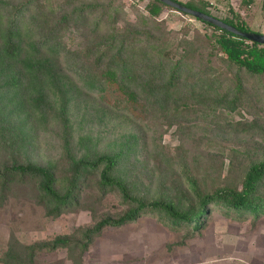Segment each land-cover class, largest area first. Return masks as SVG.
I'll return each mask as SVG.
<instances>
[{
  "label": "trees",
  "instance_id": "trees-1",
  "mask_svg": "<svg viewBox=\"0 0 264 264\" xmlns=\"http://www.w3.org/2000/svg\"><path fill=\"white\" fill-rule=\"evenodd\" d=\"M174 1L214 16L204 0ZM124 8L122 0H0V194L31 182L46 212L58 216L93 183L126 208L84 230L85 243L58 236L38 247L13 239L3 264H31L42 248L84 250L104 227L143 215L188 233L215 209L239 219L264 215V138L253 149L243 139L264 136V128L258 119H227L222 128L214 120L219 109L233 113L251 98L249 80L262 82L264 45L160 0L142 11L134 6L133 20ZM164 8L211 32L173 39L159 19ZM216 18L257 32L232 10ZM69 35L80 38L76 45ZM117 118L125 127L114 134ZM156 125L175 126L179 144L167 149L160 131L150 141ZM48 134L53 156L41 149ZM204 138L229 143L226 172L189 157L187 145Z\"/></svg>",
  "mask_w": 264,
  "mask_h": 264
},
{
  "label": "rangeland",
  "instance_id": "rangeland-1",
  "mask_svg": "<svg viewBox=\"0 0 264 264\" xmlns=\"http://www.w3.org/2000/svg\"><path fill=\"white\" fill-rule=\"evenodd\" d=\"M122 1L125 5V19L133 20L134 6L142 11L149 0ZM242 1L220 0L219 11L222 10L224 16L232 10L253 31L264 33L262 0H252L247 5ZM206 8L211 12L207 6ZM159 19L164 22L165 31L173 39L211 32L210 27L200 21L168 8H164ZM68 37L71 45H76L80 40L74 35ZM261 81L247 82L245 95L252 96L244 101L242 107L229 114H223L225 111L221 109L217 111L218 115L214 116V120L218 122L219 128H222L227 119L233 122L258 119V123L264 128V101L260 96L264 92V79ZM117 96L115 94L109 97V103L118 99ZM209 120H202V124L206 125ZM115 122L116 127L111 124L109 129L114 134L121 133L125 126L119 123V118ZM159 123L154 121L150 125ZM150 129L154 131L150 141L157 140L160 131L161 144L167 149L171 150L181 141L175 126L168 128L160 125L158 130L156 125ZM150 132L148 130V135ZM251 133H254L253 136L243 137L247 139L249 149H253L264 138L260 132ZM221 138L228 139L227 136ZM208 140L204 138L200 146L197 141L187 145L189 157H193L196 164L212 166L214 169L222 167L223 172H226L229 143L219 140V144L218 141ZM41 149L45 155L53 156L57 153L52 136L48 134L45 137ZM125 209L115 194L102 196L94 184L90 183L82 189L77 204L68 207L58 216L49 215L39 202L31 182L14 184L6 193L0 194V264H3L4 254L12 245L13 239L22 245L38 247L42 243L50 244L58 236L85 243L81 237L84 230L106 216L118 218ZM187 231L165 225L150 215H143L135 222L120 227H104L84 250L81 246L71 251L61 247L37 250L31 264H264V215L257 219H239L215 209L210 212L202 228L190 229L189 233Z\"/></svg>",
  "mask_w": 264,
  "mask_h": 264
},
{
  "label": "water",
  "instance_id": "water-1",
  "mask_svg": "<svg viewBox=\"0 0 264 264\" xmlns=\"http://www.w3.org/2000/svg\"><path fill=\"white\" fill-rule=\"evenodd\" d=\"M160 1H162L163 3H165L168 6H171V7L178 9L179 11H182L184 13H188V14L200 19L201 21L211 23L217 27L228 30V31H230L234 34H237L241 37H244L250 41L264 45V33L240 31V30H237L236 28H234L233 26H230V25L224 23L219 18H216L212 15H209V14L188 8L183 3H179V2L174 1V0H160Z\"/></svg>",
  "mask_w": 264,
  "mask_h": 264
},
{
  "label": "built area",
  "instance_id": "built-area-1",
  "mask_svg": "<svg viewBox=\"0 0 264 264\" xmlns=\"http://www.w3.org/2000/svg\"><path fill=\"white\" fill-rule=\"evenodd\" d=\"M181 1V0H179ZM208 3V8L211 10V13L216 17H222V10L219 11L220 5L218 1L220 0H205Z\"/></svg>",
  "mask_w": 264,
  "mask_h": 264
}]
</instances>
